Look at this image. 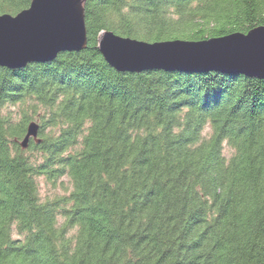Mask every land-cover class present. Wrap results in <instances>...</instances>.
<instances>
[{
	"label": "trees",
	"instance_id": "16d2710c",
	"mask_svg": "<svg viewBox=\"0 0 264 264\" xmlns=\"http://www.w3.org/2000/svg\"><path fill=\"white\" fill-rule=\"evenodd\" d=\"M30 2L0 0V13ZM83 8L84 49L0 66V264H264V79L117 71L98 48L102 31L246 32L264 24V0ZM40 177L70 186L42 198Z\"/></svg>",
	"mask_w": 264,
	"mask_h": 264
},
{
	"label": "water",
	"instance_id": "95a60500",
	"mask_svg": "<svg viewBox=\"0 0 264 264\" xmlns=\"http://www.w3.org/2000/svg\"><path fill=\"white\" fill-rule=\"evenodd\" d=\"M84 0H31L16 14L0 13V66L22 68L30 62H48L62 51H80L87 45ZM98 48L117 71H221L264 79V24L246 32L234 31L202 39L176 38L148 42L102 31ZM32 121L20 142L36 138Z\"/></svg>",
	"mask_w": 264,
	"mask_h": 264
},
{
	"label": "rangeland",
	"instance_id": "374dc122",
	"mask_svg": "<svg viewBox=\"0 0 264 264\" xmlns=\"http://www.w3.org/2000/svg\"><path fill=\"white\" fill-rule=\"evenodd\" d=\"M226 153H228L227 148H226ZM38 181H39V185H40V193H41L42 198H45L47 196H53L56 194H63V193H65L64 187L68 188L70 186L66 177H64L62 179L61 183H57L56 188H54L53 185L47 183L43 177H40L38 179Z\"/></svg>",
	"mask_w": 264,
	"mask_h": 264
}]
</instances>
